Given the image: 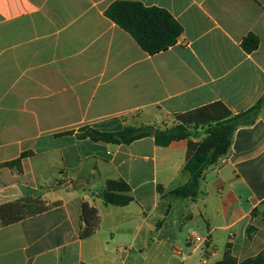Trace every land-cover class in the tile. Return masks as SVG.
Here are the masks:
<instances>
[{
    "label": "crops",
    "instance_id": "crops-1",
    "mask_svg": "<svg viewBox=\"0 0 264 264\" xmlns=\"http://www.w3.org/2000/svg\"><path fill=\"white\" fill-rule=\"evenodd\" d=\"M118 1L167 11L182 28L177 43L146 53L107 16ZM249 36L256 50L245 47ZM260 101L264 0H0V207H49L9 225L0 217V264H217L228 250L238 263L262 254L264 107L236 129L195 199L170 195L190 179L189 140L80 137L187 120L197 143ZM109 180L130 186L129 205L105 203ZM83 203L99 216L87 238Z\"/></svg>",
    "mask_w": 264,
    "mask_h": 264
},
{
    "label": "trees",
    "instance_id": "trees-1",
    "mask_svg": "<svg viewBox=\"0 0 264 264\" xmlns=\"http://www.w3.org/2000/svg\"><path fill=\"white\" fill-rule=\"evenodd\" d=\"M106 14L118 26L127 31L141 48L150 55L168 50L177 43L182 34L180 24L167 11L162 9L147 8L139 3L118 1L106 10ZM244 45L248 51L256 50L258 40L254 36H249ZM263 107L264 101H260L246 113L217 123L207 130L205 139L197 143L191 140L197 134L195 121L189 122L187 120H183V124L164 130L147 125L140 127L128 126L118 132L85 129L80 137L114 145H129L147 137H154L156 145L161 147H167L175 141L189 140L185 170L190 173V179L185 185L172 191L170 195L176 198L195 199L199 194L200 181L204 172L229 152L236 129L241 125L253 123ZM191 124L193 129H190ZM6 165L19 167L20 160L9 162ZM130 191V186L125 181L109 180L102 197L108 205L124 207L133 200L129 195ZM33 202L37 205H27L28 200L25 199L1 206L0 217L2 223L4 225L13 224L26 217L44 212L49 208L40 200H33ZM81 225L80 234L82 238H87L98 230V211L87 203L82 204ZM217 264H264V252L255 258L238 263L228 250L224 260Z\"/></svg>",
    "mask_w": 264,
    "mask_h": 264
},
{
    "label": "built area",
    "instance_id": "built-area-1",
    "mask_svg": "<svg viewBox=\"0 0 264 264\" xmlns=\"http://www.w3.org/2000/svg\"><path fill=\"white\" fill-rule=\"evenodd\" d=\"M204 241V239L202 238V237H200L199 235H196V234H193L192 236H191V242L193 243H195V245L196 244H200V243H202Z\"/></svg>",
    "mask_w": 264,
    "mask_h": 264
},
{
    "label": "rangeland",
    "instance_id": "rangeland-1",
    "mask_svg": "<svg viewBox=\"0 0 264 264\" xmlns=\"http://www.w3.org/2000/svg\"><path fill=\"white\" fill-rule=\"evenodd\" d=\"M205 139V138H204Z\"/></svg>",
    "mask_w": 264,
    "mask_h": 264
}]
</instances>
